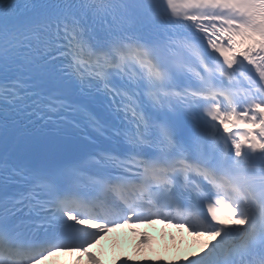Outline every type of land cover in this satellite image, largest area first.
<instances>
[{"label": "snow or ice", "instance_id": "1", "mask_svg": "<svg viewBox=\"0 0 264 264\" xmlns=\"http://www.w3.org/2000/svg\"><path fill=\"white\" fill-rule=\"evenodd\" d=\"M156 222L264 264V0H0V264Z\"/></svg>", "mask_w": 264, "mask_h": 264}, {"label": "bare ground", "instance_id": "2", "mask_svg": "<svg viewBox=\"0 0 264 264\" xmlns=\"http://www.w3.org/2000/svg\"><path fill=\"white\" fill-rule=\"evenodd\" d=\"M163 225L166 224L156 222L152 225H138L133 228L134 230L130 235L120 233L115 238L107 236L101 240L102 244L96 245V247H100L97 256L100 257L103 264H123L124 258L130 259L134 264H149V262L179 261L192 252L200 250L201 245L195 242L194 238L185 237L183 232L179 234V239L182 241H179L178 238L167 239L169 238L168 233L170 231L175 232L177 228L170 225L164 230L160 229ZM142 233H147L149 238L150 234L162 236L164 238L162 244L151 243L145 246L136 244L134 240L141 237ZM96 247L90 251L95 253ZM78 257L79 254H61L45 261L44 264H88L87 260H84L87 259V256H84L83 259H78Z\"/></svg>", "mask_w": 264, "mask_h": 264}, {"label": "rangeland", "instance_id": "3", "mask_svg": "<svg viewBox=\"0 0 264 264\" xmlns=\"http://www.w3.org/2000/svg\"><path fill=\"white\" fill-rule=\"evenodd\" d=\"M164 239V238H163ZM153 243H158V244H162L160 242L154 241V239L151 240Z\"/></svg>", "mask_w": 264, "mask_h": 264}]
</instances>
